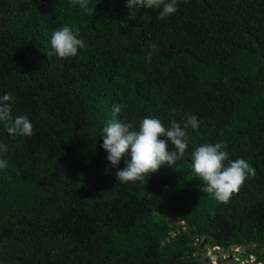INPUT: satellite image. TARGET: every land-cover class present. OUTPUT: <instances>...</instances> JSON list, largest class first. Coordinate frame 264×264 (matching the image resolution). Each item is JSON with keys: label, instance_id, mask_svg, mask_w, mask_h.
<instances>
[{"label": "trees", "instance_id": "1", "mask_svg": "<svg viewBox=\"0 0 264 264\" xmlns=\"http://www.w3.org/2000/svg\"><path fill=\"white\" fill-rule=\"evenodd\" d=\"M203 240L264 263V0H0V264Z\"/></svg>", "mask_w": 264, "mask_h": 264}, {"label": "built area", "instance_id": "2", "mask_svg": "<svg viewBox=\"0 0 264 264\" xmlns=\"http://www.w3.org/2000/svg\"><path fill=\"white\" fill-rule=\"evenodd\" d=\"M212 248L213 250L209 253L208 258L213 264H217V261H220L221 264H264L258 260L254 253L243 246H232L228 249L219 246L210 247V249ZM240 256L244 257L243 261H240Z\"/></svg>", "mask_w": 264, "mask_h": 264}, {"label": "water", "instance_id": "3", "mask_svg": "<svg viewBox=\"0 0 264 264\" xmlns=\"http://www.w3.org/2000/svg\"><path fill=\"white\" fill-rule=\"evenodd\" d=\"M205 245H206V240L203 241V243H202V245H201V249H203ZM215 257H216V256H215ZM216 258H217V257H216ZM243 260H244V257H243V256H240V261H243ZM204 263H206V264H213V263L210 261L209 258L204 259ZM217 264H221V262H220V261H217Z\"/></svg>", "mask_w": 264, "mask_h": 264}, {"label": "rangeland", "instance_id": "4", "mask_svg": "<svg viewBox=\"0 0 264 264\" xmlns=\"http://www.w3.org/2000/svg\"><path fill=\"white\" fill-rule=\"evenodd\" d=\"M203 249H204L205 252L203 253L202 257H203V259H205V258L208 257L209 253L213 250V248L210 249V246L205 245ZM249 251H251V249H249Z\"/></svg>", "mask_w": 264, "mask_h": 264}, {"label": "clouds", "instance_id": "5", "mask_svg": "<svg viewBox=\"0 0 264 264\" xmlns=\"http://www.w3.org/2000/svg\"><path fill=\"white\" fill-rule=\"evenodd\" d=\"M182 224H184V222H181ZM204 241V240H203ZM203 243V242H202ZM204 250V249H203ZM208 258V257H207ZM207 258H205V259H207Z\"/></svg>", "mask_w": 264, "mask_h": 264}]
</instances>
